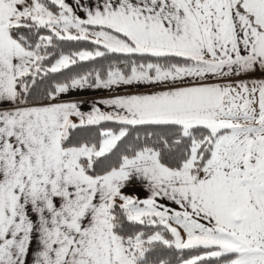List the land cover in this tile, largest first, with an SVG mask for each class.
Segmentation results:
<instances>
[{"label":"snow or ice","instance_id":"6c2138e0","mask_svg":"<svg viewBox=\"0 0 264 264\" xmlns=\"http://www.w3.org/2000/svg\"><path fill=\"white\" fill-rule=\"evenodd\" d=\"M0 264H264V0H0Z\"/></svg>","mask_w":264,"mask_h":264}]
</instances>
